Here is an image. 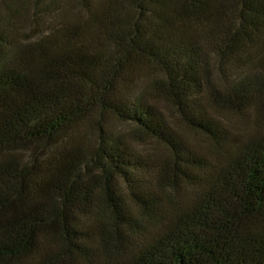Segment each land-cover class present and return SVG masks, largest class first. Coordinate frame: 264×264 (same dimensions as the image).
Returning <instances> with one entry per match:
<instances>
[{
    "label": "rangeland",
    "instance_id": "374dc122",
    "mask_svg": "<svg viewBox=\"0 0 264 264\" xmlns=\"http://www.w3.org/2000/svg\"><path fill=\"white\" fill-rule=\"evenodd\" d=\"M46 54L73 64L97 160L40 223L43 184L22 170L44 182L70 132L2 135L36 110L41 86L20 63ZM0 65L14 70L1 76L0 264H149L186 231L209 247L192 264H223L222 215L232 248L242 234L237 264H264L248 239L264 241V205L242 226L249 188L229 170L264 156V0H0Z\"/></svg>",
    "mask_w": 264,
    "mask_h": 264
},
{
    "label": "trees",
    "instance_id": "16d2710c",
    "mask_svg": "<svg viewBox=\"0 0 264 264\" xmlns=\"http://www.w3.org/2000/svg\"><path fill=\"white\" fill-rule=\"evenodd\" d=\"M28 57L29 59L22 60L20 68L29 69L30 72L32 69L37 82L41 86L39 95L33 100V103H36V110L27 118L20 119V122L14 125L15 127L5 129L2 135L3 142L13 145L31 139L45 138L62 130L70 132L66 152L56 159L50 174L48 175V172H46L48 176L44 178V182L43 176L32 170V168L31 170H22L24 174L33 178L32 180L36 183L42 182L43 184L39 197L40 219H33V221L42 223V218L52 212L50 207L56 206L57 201L61 199L64 201L72 196L80 172L88 164L97 160V154L91 141L93 114L90 107L84 103L82 93L77 86L78 84H76L72 62L62 54ZM9 71L14 73V70H8L7 72L0 65V90L2 91H6L11 86L10 83L1 79V76L6 73L11 76ZM258 157L255 161L251 158L247 163H245L246 161L243 162V167L239 166L240 163L229 167V170L235 172L238 176L242 175L248 183L245 185L249 188L248 193L243 197L245 207L243 212H245L244 220L246 221H243L242 226L251 224V217L248 218L249 214L252 215V211L258 205H264V156L258 154ZM248 164L252 167L250 168V165L248 167ZM238 178L236 177L237 180H239ZM218 216V214L214 215V217ZM233 219L232 216L224 218L223 215L213 219L218 224V220H223L221 225L224 226V231H214L215 234L221 235L219 236L220 240H216L215 246L217 245V248L221 251L222 256L220 257L224 261L223 264H237L239 260L241 261L240 256H245L241 255L242 234H235V246L232 248L230 240L232 234H228L226 230L229 226L232 227L229 223ZM236 220H243V217ZM67 226L68 224L64 226L65 230ZM198 234L186 231L185 233L172 232L165 235L153 245L149 264H192L193 261L197 262L207 257L209 247L194 238ZM248 239L258 246V251L261 254L264 253V241L259 236H249ZM237 241L241 243L238 244ZM243 261L245 262L246 259ZM250 261L255 260L250 259Z\"/></svg>",
    "mask_w": 264,
    "mask_h": 264
}]
</instances>
